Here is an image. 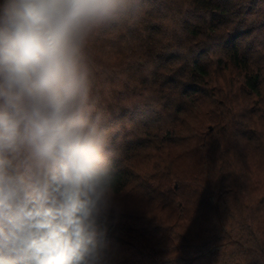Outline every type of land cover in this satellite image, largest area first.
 <instances>
[{"label": "trees", "instance_id": "trees-1", "mask_svg": "<svg viewBox=\"0 0 264 264\" xmlns=\"http://www.w3.org/2000/svg\"><path fill=\"white\" fill-rule=\"evenodd\" d=\"M76 47L66 118L100 161L70 172L27 121L0 144V264L41 238L71 264H264V0H120Z\"/></svg>", "mask_w": 264, "mask_h": 264}, {"label": "clouds", "instance_id": "clouds-1", "mask_svg": "<svg viewBox=\"0 0 264 264\" xmlns=\"http://www.w3.org/2000/svg\"><path fill=\"white\" fill-rule=\"evenodd\" d=\"M120 0H0V95L14 112L0 113V144L11 141L21 123L41 153L62 157L69 171L95 172L100 143L66 118L67 101L81 85L76 38L87 23L112 12ZM27 95L32 113L16 101ZM54 241L31 245L36 264H71L47 249Z\"/></svg>", "mask_w": 264, "mask_h": 264}, {"label": "rangeland", "instance_id": "rangeland-1", "mask_svg": "<svg viewBox=\"0 0 264 264\" xmlns=\"http://www.w3.org/2000/svg\"><path fill=\"white\" fill-rule=\"evenodd\" d=\"M187 164H183V167L185 168V171L186 172H190V169H188L187 167H185ZM174 186L176 187L177 186V184L176 183H174ZM258 192H264V187H261L260 189H258Z\"/></svg>", "mask_w": 264, "mask_h": 264}]
</instances>
